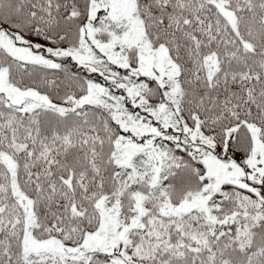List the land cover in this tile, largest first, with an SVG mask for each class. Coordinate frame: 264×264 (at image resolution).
I'll list each match as a JSON object with an SVG mask.
<instances>
[{"label": "snow or ice", "instance_id": "obj_1", "mask_svg": "<svg viewBox=\"0 0 264 264\" xmlns=\"http://www.w3.org/2000/svg\"><path fill=\"white\" fill-rule=\"evenodd\" d=\"M0 264H264V0H0Z\"/></svg>", "mask_w": 264, "mask_h": 264}]
</instances>
